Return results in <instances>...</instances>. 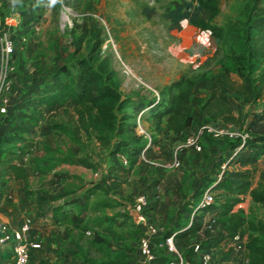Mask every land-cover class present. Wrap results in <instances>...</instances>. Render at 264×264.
I'll list each match as a JSON object with an SVG mask.
<instances>
[{"label": "rangeland", "instance_id": "374dc122", "mask_svg": "<svg viewBox=\"0 0 264 264\" xmlns=\"http://www.w3.org/2000/svg\"><path fill=\"white\" fill-rule=\"evenodd\" d=\"M183 1L190 0H0V35L10 34L16 43L9 74V111L0 115V184L9 182L12 189L27 195V204L38 207L40 213L33 215L31 221H40L38 216L49 214V224L59 226L66 234L63 239L58 237L59 242L53 232L38 237L40 253L32 252L26 264H87V260L142 264L137 251L140 229L132 224L131 215L122 210L138 193H145L149 201L145 210L147 223L156 224L162 233L186 230L185 235L173 237L176 249L187 257L185 264H247V223L250 219L264 221V203L245 193L238 200L242 206L237 207L236 201L230 208L237 211L240 220L238 239L217 241L218 229L227 216L223 202L231 200L232 195L217 186L216 176L220 165H224V170L234 169L238 167L234 158L254 154L252 185H259L264 191V151L247 144L242 152L234 154L230 141L209 136L201 138L200 148L194 152L178 150L185 135L209 121L197 114L198 101L206 96L201 77L232 67L224 48L213 36L190 25L184 12L177 17L183 8L173 10L172 15L167 13ZM249 1L217 0L219 12L212 22L224 24L241 18ZM200 14L205 17L207 12L201 10ZM96 40L100 41L98 47L91 49ZM80 59L98 72L101 82L117 91V100L108 101L114 114L112 123L95 109L81 123L70 99L51 107L34 103L37 91L52 88L51 74L61 64L70 67L74 86L79 90ZM230 75L235 79L233 72ZM179 79L189 93L192 116L184 131L174 134L167 130L166 116L157 119L149 114V104L142 108L145 112L140 116V124L150 137L147 156L163 163L171 158L166 150L171 156L177 150L179 163L163 169L159 164L133 160L131 147L145 144L144 140L119 146L113 152L121 135L131 134L129 125L136 107L147 103L155 93L168 105L170 93L178 91L170 85ZM187 80L191 83L186 84ZM217 84L229 97L234 113L240 116L239 123L232 124L246 127L251 113L264 103V96L249 100L222 83ZM124 115L128 117L123 118ZM52 123L64 124L68 129L51 128ZM122 123L125 128L119 132ZM12 133L21 138L7 141L6 136ZM47 146L59 151L69 148L76 161L58 163L47 173L38 174L31 157L43 153ZM120 155L127 157L126 163H122ZM9 163L25 169L26 184L11 176L7 171ZM94 171L98 172L96 178ZM207 187L214 195L213 203L195 209L201 191ZM65 190L69 192L60 198H50ZM83 201L86 207L78 211L75 204ZM194 209L193 226H186L188 214ZM193 244L200 250L193 251ZM163 249L158 250L160 257L172 256ZM5 253L6 259L9 255ZM205 254L209 255L208 261Z\"/></svg>", "mask_w": 264, "mask_h": 264}, {"label": "trees", "instance_id": "16d2710c", "mask_svg": "<svg viewBox=\"0 0 264 264\" xmlns=\"http://www.w3.org/2000/svg\"><path fill=\"white\" fill-rule=\"evenodd\" d=\"M261 2H263V5H260ZM181 8L183 10L177 13V17L183 12L187 14L188 23L213 36L224 48L225 55L232 63L230 69L223 67L218 74L210 77H201V86L205 90L206 96L203 100L198 101L197 114L204 116L209 121H219L225 124L239 123V114L234 113L229 97L217 83H222L235 94H241L249 100H256L264 96V0H250L244 5L241 18L228 20L224 24L212 22V18L219 12L217 0H195V3L192 0L183 1L167 13L172 15L174 14L173 10L179 11ZM201 10L207 12L205 17L200 14ZM99 43L100 41L96 40L91 49L98 47ZM79 64L78 76L81 82L79 90L74 86L75 79L70 67L61 64L51 74L52 88L37 91L34 95V103L51 107L65 99H70L74 103L73 109L76 118L81 123L84 122L86 116L90 115L92 109H95L99 116H103L106 122L112 123L114 114L112 105L108 101L117 100V91L106 83L101 82L98 72L85 60L80 59ZM232 72L235 79L230 75ZM187 82L188 84L191 83L189 80L186 81V84ZM170 86L177 87L178 91L170 93L168 105L158 97L156 101H153L152 98L147 103L136 107L133 120L129 125L132 130L131 134H122L115 142L113 152L119 146H127L132 141L141 140L143 142L142 137L134 130V117L144 106L150 103H153V105L148 110L149 114H153L157 119H161L165 115L166 129L173 133L180 132L184 126L192 122L188 105L190 98L188 91L181 85L180 79L173 81ZM124 101L122 100L121 104ZM143 112L145 111H142L140 116ZM125 117L128 116L124 115L123 118ZM50 127L63 131L68 129L66 125L59 123H52ZM123 128L125 127L122 123L118 126L119 132ZM246 128L250 131V137L246 139V144H251L256 149L264 151V103L258 111L251 113V119L246 124ZM19 138L21 137L15 133L6 136V140L10 142ZM230 142L232 147L236 144V141ZM150 147L151 145H147L144 148V143H141V146H132L133 160L136 158L138 160V155L142 150L147 156L146 153L150 150ZM166 153L171 157L169 150H166ZM31 161L36 172L43 175L53 169L58 163H74L76 159L69 148L59 151L47 146L43 153L33 155ZM233 161L238 164V167L223 170L221 178L217 181V186L228 190L232 195L231 200L223 202V213L227 216L222 226L218 229L217 241H226L237 233L240 227V220L237 211H230V208L245 193H248L252 200L264 203V191L259 188V185H252L256 156L254 154H242L234 158ZM7 171L11 172L13 177L20 178L24 184L27 183V172L24 168L18 167L15 163H9ZM67 192L69 191L65 190L52 194L50 198H60ZM75 205L77 210L81 211L85 209L86 202L83 201L81 204L77 203ZM247 227L249 229L245 242L247 264H264V221L250 219ZM135 228L138 230L137 227ZM185 231H178L173 237L183 236L186 234ZM165 234L168 233L165 232ZM161 258L168 259L170 257ZM108 262L87 260V264H107Z\"/></svg>", "mask_w": 264, "mask_h": 264}, {"label": "built area", "instance_id": "2783aa9c", "mask_svg": "<svg viewBox=\"0 0 264 264\" xmlns=\"http://www.w3.org/2000/svg\"><path fill=\"white\" fill-rule=\"evenodd\" d=\"M36 28V27H35ZM23 38V37H21ZM15 40L12 35L2 33L0 35V115H6L9 111L10 97L8 95V87L11 82L9 74L12 71V55L15 50ZM158 99L157 94L153 97V101ZM153 103L148 105L152 106ZM142 109L138 112L135 119L134 130L145 141L144 148L150 142V137L147 131L140 124V114ZM203 136H209L211 138L220 139L224 138L229 141H236V144L232 147L233 153L242 152L247 146L246 139L250 137V131L246 127H235L232 124H225L219 121H207L198 124L190 134L185 135L178 150L181 148L189 147L192 150L200 148V140ZM177 150L172 153L169 162L157 163L153 161V158L147 157L143 150L138 155V161H143L148 165H161L173 167L179 163V158L176 154ZM122 163L127 162V157L120 155ZM23 166H26V162H22ZM221 169L218 171L216 181L222 176L224 165H220ZM94 178L98 177V172H93ZM214 201V195L211 188L207 187L200 193L195 209H204L208 207ZM149 201L145 193H138L133 199L129 208L136 212V219L134 223L139 228V235L137 239V251L142 258V264H185L184 256L176 249L173 243L174 232L163 234L158 240L153 239L158 232V227L153 223H147L145 220V210L148 209ZM237 207H241V202L236 203ZM195 209L191 210L188 214L187 224L193 226V218L195 215ZM199 209V210H200ZM123 210V208H122ZM211 221H214V216L211 217ZM211 226V223H209ZM30 223L29 219H24L23 222L13 229H6L0 227V246L6 247L10 252V258L12 264H26L29 261L30 254L33 249L40 247L39 241L32 240L29 235ZM89 233L90 231H86ZM232 239H238V233H235ZM164 248L165 253H169L172 256L168 259H162L158 254V250ZM193 251L200 250L197 244H193ZM204 259L209 260V255L205 254Z\"/></svg>", "mask_w": 264, "mask_h": 264}, {"label": "crops", "instance_id": "0c3cea01", "mask_svg": "<svg viewBox=\"0 0 264 264\" xmlns=\"http://www.w3.org/2000/svg\"><path fill=\"white\" fill-rule=\"evenodd\" d=\"M20 97H17V100H20ZM26 128H28L27 129L28 133H29V131L31 132L30 127H26ZM185 128H187V127H183L181 129V131H184ZM174 134H176V133H174ZM182 149L189 150V152H194V150H192L191 148H181L180 150H182ZM186 152H188V151H186ZM181 155H182V153H181ZM170 159H168L167 161H164V162H169ZM114 166L115 165H112V167L110 169L112 170V168ZM162 167H163V169L172 168V167H168V166H162ZM112 172H113V170H112ZM109 174H111V172L107 173V176ZM112 174L113 175H111V176H114V177L117 176V174H115V173H112ZM7 176H10V175H7ZM11 176H13L12 173H11ZM16 180L18 181V180H20V178H16ZM17 186H20L19 182L17 183ZM27 202H28L27 195H24V193H22L21 191H15L14 189H12L10 187L9 182H5L4 186L3 185L1 186V184H0V227H5L6 229L17 228L21 224V222L24 221V219H29V223H30L29 235H30V238L32 240L40 242V238H38V237L48 236L49 232H51V233L53 232V235L55 236L56 242H59L58 237L63 239L66 236V234L62 228H60L59 226H57L55 224L54 225L49 224V222H48L49 218H50L49 214H46V213L42 214L41 218H40V216H38V219L40 221H37V219H33V221H31L30 218H32V216L37 214L38 212L40 213V211L37 210L38 207L35 208L33 206H30L29 204H27ZM123 210L126 212V206L123 207ZM28 216H30V217L28 218ZM130 219H131L132 224L135 225L132 216H130ZM162 232H161V229H159V227H158V232L155 236H153V239L158 240L161 235L165 234ZM210 233H211V231H210ZM49 237H52V235H49ZM5 248L6 247H4V248L0 247V264L2 262H4L5 264H12L11 258H10V252L7 248L6 249ZM5 252H8V255H9V257L6 259L4 258V256L6 255ZM32 252H35L36 254L40 253L39 248L33 249ZM179 252L184 256V258L186 260L187 259L186 255H184L183 252H181V251H179Z\"/></svg>", "mask_w": 264, "mask_h": 264}, {"label": "water", "instance_id": "95a60500", "mask_svg": "<svg viewBox=\"0 0 264 264\" xmlns=\"http://www.w3.org/2000/svg\"><path fill=\"white\" fill-rule=\"evenodd\" d=\"M126 213H128L129 215H131L133 217V220L136 219V212L133 211L132 209H130L129 206H127V208H126Z\"/></svg>", "mask_w": 264, "mask_h": 264}]
</instances>
